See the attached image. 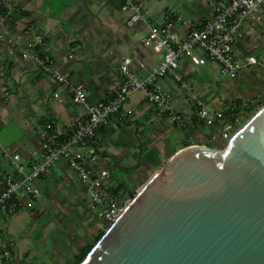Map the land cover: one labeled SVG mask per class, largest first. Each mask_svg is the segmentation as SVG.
<instances>
[{
	"label": "crops",
	"instance_id": "crops-1",
	"mask_svg": "<svg viewBox=\"0 0 264 264\" xmlns=\"http://www.w3.org/2000/svg\"><path fill=\"white\" fill-rule=\"evenodd\" d=\"M215 1L141 0L151 18L179 14L197 24L211 15ZM9 4L13 8L12 32L30 27L41 30L45 43L35 48L40 55H49L70 82L84 84L89 103L114 95L121 80L122 56L133 58L132 68L138 75L160 61L140 43L144 26H127L117 0H10ZM186 28L181 23L174 26L180 36ZM240 33L233 44L236 57L252 56L256 63L229 78L215 62L194 65L189 59L180 60L176 72L186 87L181 88L169 75L162 80L173 96L175 109L192 108L186 100L190 92L212 106L251 99L254 110L264 103V13L261 20L243 26ZM26 39L23 36L8 46L0 43L3 169L8 164L1 149L18 152L24 162H31L40 154L41 129L55 133L62 141L70 121L86 112L66 89L19 54ZM69 52L73 57L63 62L62 57ZM98 142L103 146L99 164L110 173L106 183L122 199L128 197V191L139 189L176 149L192 143L217 149L225 146L212 137L211 128L169 124L165 113L148 103L142 91L133 93L124 103L122 115L112 117L110 124L99 130ZM35 186L40 198L34 208L1 215L0 231L28 264H75L82 251L92 247L104 232L84 198L85 186L63 162L36 179ZM119 190L124 193L120 195Z\"/></svg>",
	"mask_w": 264,
	"mask_h": 264
},
{
	"label": "built area",
	"instance_id": "built-area-1",
	"mask_svg": "<svg viewBox=\"0 0 264 264\" xmlns=\"http://www.w3.org/2000/svg\"><path fill=\"white\" fill-rule=\"evenodd\" d=\"M9 1L0 0V43L8 46L27 36L23 46L18 49L19 54L37 65L57 86L66 89L72 101L83 105L86 112L70 121L68 133L62 141H58L55 133L41 129L40 154L31 162H24L18 152L1 149L8 167H0V216L34 208L40 198L35 180L49 174L57 162H63L85 186L84 198L88 207L106 230L123 212L130 197H118L106 183L110 173L99 164L103 146L98 142V132L110 124L112 117L122 115L124 103L137 91H142L148 103L165 113L169 124L203 125L211 128L213 138L218 136L225 144L251 112V99H244L238 104L231 102L224 106H212L194 92L186 97L192 108L177 110L172 105L173 96L162 80L169 75L181 88L186 87L176 72L182 59H189L194 65L215 62L220 72L229 78H234L242 68L255 64L256 59L252 56L237 58L233 44L243 26L261 20L264 0H216L211 15L199 24L171 13L154 19L146 12L141 0H117L120 10L126 14L127 26H144L140 43L157 54L160 61L148 68L139 63L145 72L138 75L132 68L133 58L122 56L119 64L121 80L114 95L94 103L88 102L82 82H70L49 55H40L35 46L45 43L41 30L30 27L18 33L12 32L13 8ZM180 23L187 27L183 36L174 29ZM72 57L73 53L69 52L62 57V61L66 62ZM0 264H28L7 244L1 231Z\"/></svg>",
	"mask_w": 264,
	"mask_h": 264
},
{
	"label": "water",
	"instance_id": "water-1",
	"mask_svg": "<svg viewBox=\"0 0 264 264\" xmlns=\"http://www.w3.org/2000/svg\"><path fill=\"white\" fill-rule=\"evenodd\" d=\"M78 264H264V103L223 149H176Z\"/></svg>",
	"mask_w": 264,
	"mask_h": 264
},
{
	"label": "trees",
	"instance_id": "trees-1",
	"mask_svg": "<svg viewBox=\"0 0 264 264\" xmlns=\"http://www.w3.org/2000/svg\"><path fill=\"white\" fill-rule=\"evenodd\" d=\"M253 112V110H251V113ZM255 113V112H254ZM91 246L88 247V248H85L82 253L78 256L77 260H76V263L75 264H78L83 258L84 256L88 253V251L90 250Z\"/></svg>",
	"mask_w": 264,
	"mask_h": 264
},
{
	"label": "rangeland",
	"instance_id": "rangeland-1",
	"mask_svg": "<svg viewBox=\"0 0 264 264\" xmlns=\"http://www.w3.org/2000/svg\"><path fill=\"white\" fill-rule=\"evenodd\" d=\"M260 107H261V105L258 106L257 108H255V109L253 110L252 113L250 112V113L248 114V116L246 117V119L244 120L243 123H245V122H246V121H247V120H248V119L254 114V112H256L257 109H259ZM241 125H242V124H241ZM239 127H240V126H239ZM239 127H238V128H239ZM216 138L219 140V137H218V136H216ZM225 146H226V144H225ZM225 146H224V147H225ZM119 191H120V190H119ZM123 193H124V192H122V191L119 192L120 195H122Z\"/></svg>",
	"mask_w": 264,
	"mask_h": 264
}]
</instances>
